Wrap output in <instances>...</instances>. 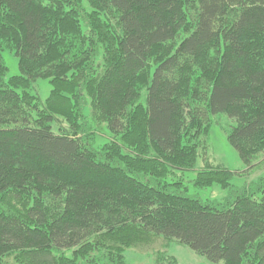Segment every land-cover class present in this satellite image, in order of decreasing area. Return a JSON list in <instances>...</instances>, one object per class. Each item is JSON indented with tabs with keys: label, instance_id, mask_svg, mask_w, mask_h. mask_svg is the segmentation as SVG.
<instances>
[{
	"label": "trees",
	"instance_id": "obj_1",
	"mask_svg": "<svg viewBox=\"0 0 264 264\" xmlns=\"http://www.w3.org/2000/svg\"><path fill=\"white\" fill-rule=\"evenodd\" d=\"M217 114L236 120L228 140L252 171L264 0H0V264H126L152 236L264 264V177L237 188L207 163L193 186L229 192L205 201L178 172L208 161ZM89 119L106 123L103 144Z\"/></svg>",
	"mask_w": 264,
	"mask_h": 264
},
{
	"label": "rangeland",
	"instance_id": "obj_2",
	"mask_svg": "<svg viewBox=\"0 0 264 264\" xmlns=\"http://www.w3.org/2000/svg\"><path fill=\"white\" fill-rule=\"evenodd\" d=\"M2 57L8 67L7 78L20 73L18 57L10 50H4ZM34 88L42 100H45L52 86L48 79H40L35 82ZM212 120L208 136L205 137L208 161L201 156L197 161L195 169L186 170L183 173L178 171L179 175L183 177L184 184L188 188V193L196 195L205 201L222 200L229 192V189H222L217 184L204 189H196L193 186V180L198 170L203 168L207 163L213 166L222 165L234 173H239L234 176L231 182L232 186L237 188H241L245 184L248 185L252 181H257L262 176L264 177V154L257 160V164L253 167L252 171H249L247 170L248 166L241 159L239 152L228 140L229 132L232 126L236 124V120L227 114L214 115ZM89 121L98 134L96 145L98 146L106 142L111 136L106 123H98L95 119H89ZM68 254H71V252L69 251ZM124 256L126 264H169L170 256L175 257L178 264H223V262H211L205 256L198 254L185 244L154 236L150 237L147 241L129 246L124 250ZM8 261L12 264V259H8Z\"/></svg>",
	"mask_w": 264,
	"mask_h": 264
}]
</instances>
